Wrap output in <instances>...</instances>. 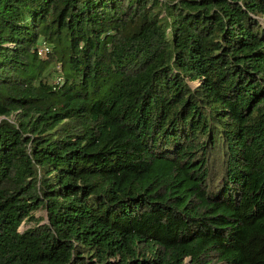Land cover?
Returning a JSON list of instances; mask_svg holds the SVG:
<instances>
[{
	"label": "trees",
	"instance_id": "trees-1",
	"mask_svg": "<svg viewBox=\"0 0 264 264\" xmlns=\"http://www.w3.org/2000/svg\"><path fill=\"white\" fill-rule=\"evenodd\" d=\"M0 264H264V0H0Z\"/></svg>",
	"mask_w": 264,
	"mask_h": 264
},
{
	"label": "rangeland",
	"instance_id": "rangeland-1",
	"mask_svg": "<svg viewBox=\"0 0 264 264\" xmlns=\"http://www.w3.org/2000/svg\"><path fill=\"white\" fill-rule=\"evenodd\" d=\"M46 47H43L42 49H40L39 50V55H41V56H43L44 55V49H45ZM198 85V82H192V83H190V86L192 87V88H195L196 86ZM38 216H43L44 217V215H43V213L42 212H39V213H36V217H38ZM27 226H23V227H20V230L22 231L23 229H25Z\"/></svg>",
	"mask_w": 264,
	"mask_h": 264
},
{
	"label": "built area",
	"instance_id": "built-area-1",
	"mask_svg": "<svg viewBox=\"0 0 264 264\" xmlns=\"http://www.w3.org/2000/svg\"><path fill=\"white\" fill-rule=\"evenodd\" d=\"M44 50L47 51V48H45ZM45 51H44V52H45Z\"/></svg>",
	"mask_w": 264,
	"mask_h": 264
}]
</instances>
